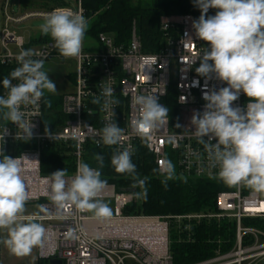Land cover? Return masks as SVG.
Listing matches in <instances>:
<instances>
[{"label": "built area", "instance_id": "built-area-1", "mask_svg": "<svg viewBox=\"0 0 264 264\" xmlns=\"http://www.w3.org/2000/svg\"><path fill=\"white\" fill-rule=\"evenodd\" d=\"M7 12L9 0H5ZM54 10L82 14L87 20L82 0L75 9L60 6L50 11H30L14 17L6 13L5 26L0 35V62L19 66L17 56L21 50L31 49L33 59L46 60L61 55L55 42L43 41L40 47H27L22 36L9 29L29 17H44ZM216 13L210 8L208 12ZM198 20L192 13H170L160 17L163 34L161 48L146 52L134 26L127 45L116 42L112 34L102 32L92 43L84 44L76 59L72 90L65 92L62 110L68 116L64 125L46 135L42 129V100L38 105L22 106L25 121L32 123V138H16L21 133L15 124H0V150L12 158L19 157L30 199L38 203L39 213L33 218L47 229L40 254L45 258H57L61 264H174L171 252V231L183 232L186 241H192L193 226L202 221L233 219L236 221V238L233 247L190 264H264V193L241 185L229 186L218 178V166H213L204 146L194 135L191 124L194 112L204 111L206 91H219L226 82L205 78L196 72L199 57L208 44L200 40L193 28ZM194 62V63H193ZM18 81L13 80V84ZM102 86L114 89L118 104L108 109L93 104L94 96L101 93ZM5 89L2 95H6ZM139 95H155L158 102L169 109L168 121L152 130L147 136L138 133L135 122L141 116L140 106L135 103ZM249 98L242 92L233 107L245 108ZM114 112V117L112 116ZM113 120L124 129L119 145L114 151L130 149L132 156L137 145H143L154 157L159 169L161 160H170L176 176L192 179L216 180L223 189L216 196V210L185 212L165 215H128L125 207L133 201L134 192L118 191L113 183H107L99 194L100 199H112V215L97 219L89 212L74 207L59 209L49 198L51 174L41 172V146L51 142H70L75 145L76 170L67 174L73 177L82 162L84 145L93 141L97 147L104 146L101 129ZM7 123V124H6ZM179 124L180 127H176ZM172 137V142H169ZM204 139L207 141L208 137ZM18 141L32 142L31 147L14 145ZM216 141L213 140L212 143ZM2 154H0V158ZM132 158V157H131ZM258 223L250 224L247 221ZM73 229L76 238L66 233Z\"/></svg>", "mask_w": 264, "mask_h": 264}, {"label": "clouds", "instance_id": "clouds-1", "mask_svg": "<svg viewBox=\"0 0 264 264\" xmlns=\"http://www.w3.org/2000/svg\"><path fill=\"white\" fill-rule=\"evenodd\" d=\"M195 4L201 15L192 26L196 36L208 44L199 57L196 72L205 78L214 76L227 86L204 92V111H196L191 117V124L195 126L193 133L213 166H218L219 179L229 186L244 185L264 193V0H195ZM210 8L217 9L215 15H207ZM43 20L41 33L52 38L61 55L72 58L81 54L88 28L82 14L54 10ZM34 55L31 49L19 52V66L3 79L7 92L0 95V118L22 130L16 138L25 141L32 138L33 125L25 121L22 106L38 105L46 92L57 91L44 70V60L33 59ZM13 80L18 83L13 84ZM241 92L249 102L245 108L233 107ZM102 98L104 109L119 103L111 86H102L100 95L94 96L92 103L101 105ZM45 103L51 105L48 100ZM135 103L141 110L135 126L142 136L168 121L169 109L155 95H139ZM45 134L51 135L47 128ZM101 134L104 145H119L124 129L110 120ZM172 140L169 137V142ZM213 140L216 142L212 143ZM0 154V230L7 232V238L0 243L14 255H28L34 247L44 246L47 229L24 216L30 193L21 159L5 155L2 150ZM131 157L130 149L117 150L111 157V165L117 173L129 174L134 181L132 187L141 189L134 196L146 200L148 178L139 177ZM95 159L103 167L104 157L96 154ZM159 173L164 177L165 187L168 180L176 178L175 166L167 159L159 162ZM66 177V169L51 173L49 198L59 209L74 207L80 212L92 213L97 219L111 217L109 205L98 198L107 185L99 169L81 162L76 174ZM66 235L76 238L71 228Z\"/></svg>", "mask_w": 264, "mask_h": 264}, {"label": "trees", "instance_id": "trees-1", "mask_svg": "<svg viewBox=\"0 0 264 264\" xmlns=\"http://www.w3.org/2000/svg\"><path fill=\"white\" fill-rule=\"evenodd\" d=\"M47 1V0H44ZM87 16L88 28L85 37L96 39L100 33L112 34L119 44L127 45L132 37L134 26L140 38L142 48L146 52L158 51L163 43L160 30V17L170 13H192L197 19L201 15L195 0H82ZM207 15H215L213 11ZM51 39L41 32L33 37L27 47ZM59 52V50L57 51ZM15 66L0 62V95L4 88L2 81ZM74 82V74L67 75ZM65 92L47 93L42 100V129L54 131L65 124L68 116L62 110V100ZM45 100L51 102L48 106ZM5 121L0 118V124ZM14 145L31 147L32 142L18 141ZM75 145L70 142H49L41 146V172L50 175L57 170L66 169L67 174L76 170ZM114 146L97 147L93 141L84 145L82 162L97 168L101 172V179L113 183L118 191L133 188L132 177L125 173H117L111 165ZM5 155L9 153L4 152ZM96 154L104 157L103 167L95 159ZM2 158V157H1ZM136 172L143 179L147 177V199H137L135 196L124 209L128 215H165L185 212H201L216 210V196L223 189L221 182L216 180L192 179L176 176L167 181V187L162 183L164 177L160 175L153 155L143 146L137 145L132 156ZM156 169L157 171H153ZM140 192L139 187L135 188ZM31 202H27L29 204ZM38 205V203H37ZM246 223L257 224L256 220ZM236 221L223 219L202 221L193 226L190 231L193 240L186 241L183 232L171 231V252L174 264H190L207 259L216 254L217 250H230L236 238ZM39 264H52L49 258H40Z\"/></svg>", "mask_w": 264, "mask_h": 264}, {"label": "rangeland", "instance_id": "rangeland-1", "mask_svg": "<svg viewBox=\"0 0 264 264\" xmlns=\"http://www.w3.org/2000/svg\"><path fill=\"white\" fill-rule=\"evenodd\" d=\"M149 1V0H146ZM5 0H0V35L2 29L5 26L4 19L6 13L11 16L17 17L26 12L30 11H50L55 7L65 6L75 9L77 7V0H9L7 12L5 11ZM44 17H29L19 23L10 24L9 29L15 32L16 35L22 36L26 42L35 37L40 33V25L44 22ZM84 44H91L92 41L89 38H84ZM34 47H40V44H35ZM1 51V48H0ZM76 68V59L66 58L63 55L53 56L46 60L44 63V70L48 73L49 78L55 83L57 91L55 93L67 92L72 90L73 83L69 78L68 74L73 73ZM100 199V198H99ZM113 208V200L106 198L101 199ZM32 207H38L36 202L28 204ZM90 215H93L89 212Z\"/></svg>", "mask_w": 264, "mask_h": 264}, {"label": "crops", "instance_id": "crops-1", "mask_svg": "<svg viewBox=\"0 0 264 264\" xmlns=\"http://www.w3.org/2000/svg\"><path fill=\"white\" fill-rule=\"evenodd\" d=\"M39 213V207H32L26 204L25 217L33 218L34 215ZM33 220L37 221L33 218ZM38 222V221H37ZM7 238L6 230H0V240ZM40 258H45L40 254L39 247H34L30 254L24 256H17L12 254L7 246L0 243V264H39Z\"/></svg>", "mask_w": 264, "mask_h": 264}, {"label": "water", "instance_id": "water-1", "mask_svg": "<svg viewBox=\"0 0 264 264\" xmlns=\"http://www.w3.org/2000/svg\"><path fill=\"white\" fill-rule=\"evenodd\" d=\"M40 1H44V0H40ZM127 191L135 192L136 189L135 188H131V189H128ZM50 263H52V264H61V260L52 257V258H50Z\"/></svg>", "mask_w": 264, "mask_h": 264}]
</instances>
